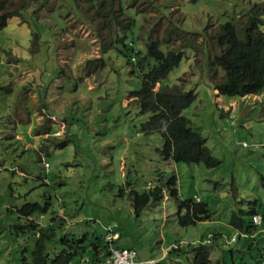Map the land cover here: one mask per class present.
I'll list each match as a JSON object with an SVG mask.
<instances>
[{
    "label": "rangeland",
    "instance_id": "rangeland-1",
    "mask_svg": "<svg viewBox=\"0 0 264 264\" xmlns=\"http://www.w3.org/2000/svg\"><path fill=\"white\" fill-rule=\"evenodd\" d=\"M261 1L128 0L132 31H115L128 21L108 12L118 0H36L34 17L8 18L0 27V264H31V223L53 224L49 251L64 232L109 228L119 237L112 247L135 249L141 262L192 264L203 245L213 264H264L263 95H219L223 71L211 63L219 25L242 23ZM147 40L181 51L163 83L194 94L182 115L217 166L166 160L161 135L141 131L147 116L132 96L140 72L126 59ZM173 176L178 199L205 202L209 219L178 225L165 189L136 213L131 192ZM26 205L41 210L20 212ZM234 213L250 233L238 235Z\"/></svg>",
    "mask_w": 264,
    "mask_h": 264
},
{
    "label": "trees",
    "instance_id": "trees-1",
    "mask_svg": "<svg viewBox=\"0 0 264 264\" xmlns=\"http://www.w3.org/2000/svg\"><path fill=\"white\" fill-rule=\"evenodd\" d=\"M118 1V9L111 7L108 12L111 16L122 13L128 21L126 23L117 21L115 31L120 28L132 31L136 20L124 13V2L126 4L128 0ZM29 7L31 9H28ZM36 7V0H0V27L6 25L8 18L20 16L25 10L34 17L33 12ZM245 16L246 19L242 23L227 21L220 24L215 33L220 53L214 56V61L211 63L223 71V76L214 84V89L219 95L227 96L262 94L264 106V32L261 30L264 26V1L250 6ZM112 19L117 20V17ZM238 24L241 25L238 27ZM163 46L155 40H147L142 50L136 51L126 59L132 69L140 72V86L132 96L135 97L139 113L147 116L141 125V131L145 134L161 135L163 145L160 153L166 160L171 159L186 164L202 163L206 167L217 166L219 161L211 155L205 145V139L191 128L189 120L182 115L184 108L194 99V94L176 85L171 87L163 83L173 67L182 59L181 51H166ZM157 83L159 89L153 90ZM175 184L173 176L161 186L154 185L148 191L142 193L132 191L131 199L136 213L142 211L150 199L154 202L161 200L165 189L176 201L178 225L186 227L209 219L210 210L207 204L178 199ZM35 210L41 209L37 205H26L19 211L30 215ZM248 213L252 217L258 214V210L252 208ZM230 225L240 232L239 236H245V233H250L254 228L250 224L245 226L243 218L235 213L231 216ZM27 227L36 235L31 250V264H109L107 257L110 247L119 238L109 228L103 233L94 228L89 233L82 231L79 235L64 232L59 244L57 243L59 249L52 248L49 251L47 243L55 241L53 224L39 226L37 223H31ZM107 236L110 240L106 239ZM231 238H234L233 242L237 239L236 236ZM87 251L89 255L84 256ZM193 254L192 264H213L207 247L201 245L194 249Z\"/></svg>",
    "mask_w": 264,
    "mask_h": 264
},
{
    "label": "built area",
    "instance_id": "built-area-1",
    "mask_svg": "<svg viewBox=\"0 0 264 264\" xmlns=\"http://www.w3.org/2000/svg\"><path fill=\"white\" fill-rule=\"evenodd\" d=\"M254 222H258L257 217H253ZM110 240V237H106ZM109 264H141L138 260L137 252L133 248H111L107 257ZM152 261H147L145 264H152Z\"/></svg>",
    "mask_w": 264,
    "mask_h": 264
},
{
    "label": "clouds",
    "instance_id": "clouds-1",
    "mask_svg": "<svg viewBox=\"0 0 264 264\" xmlns=\"http://www.w3.org/2000/svg\"><path fill=\"white\" fill-rule=\"evenodd\" d=\"M253 217H257L258 218V222H254L253 221ZM251 220H252V224H254V225H258L259 224V222H260V218H259V215L258 214H254V215H252V217H251ZM234 238H231V240H233ZM209 242V240H206V243H208ZM111 248H115V247H110V249ZM135 250V249H134ZM110 251V250H109ZM138 255V254H137ZM140 261V260H139ZM147 261H149V260H147ZM147 261H145V262H147ZM141 262V261H140ZM145 262H141V264H145ZM153 262V261H152ZM153 264V263H152Z\"/></svg>",
    "mask_w": 264,
    "mask_h": 264
}]
</instances>
